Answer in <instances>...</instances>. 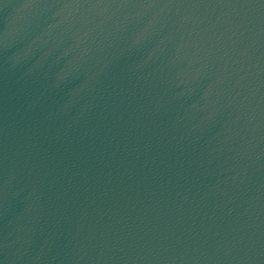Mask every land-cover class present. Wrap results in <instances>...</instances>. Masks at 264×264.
I'll use <instances>...</instances> for the list:
<instances>
[{
    "label": "water",
    "instance_id": "water-1",
    "mask_svg": "<svg viewBox=\"0 0 264 264\" xmlns=\"http://www.w3.org/2000/svg\"><path fill=\"white\" fill-rule=\"evenodd\" d=\"M0 264H264V0H0Z\"/></svg>",
    "mask_w": 264,
    "mask_h": 264
}]
</instances>
